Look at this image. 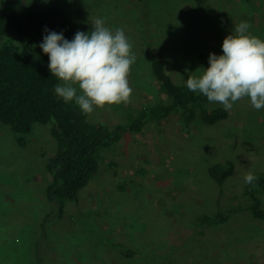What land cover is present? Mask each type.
<instances>
[{
	"label": "rangeland",
	"instance_id": "obj_1",
	"mask_svg": "<svg viewBox=\"0 0 264 264\" xmlns=\"http://www.w3.org/2000/svg\"><path fill=\"white\" fill-rule=\"evenodd\" d=\"M59 5L78 25L97 18L121 28L136 56L130 68L129 102L105 105L87 114L109 126L136 113L145 102L166 101L152 76L150 61L163 60L175 82L200 76L209 53L244 21L264 41V0H0V10ZM201 51L206 63L200 62ZM61 81H58L57 85ZM222 106L209 103V107ZM54 144L46 126L34 124L20 147L0 122V225L17 215L26 222L14 242L1 243L0 264H36L33 241L49 209L45 168ZM232 159L233 174L219 187L208 175L214 162ZM264 172V109L248 98L237 101L214 125L200 120L184 125L178 115L127 131L104 151L95 178L68 202L64 217L47 230L45 255L50 264H264V220L248 212L215 226H198L194 215L218 206L245 203V174ZM264 202V195H263ZM5 229V228H4ZM14 233V224L9 229ZM9 230L7 232H9ZM6 232H1L0 234ZM107 242L132 250L121 254Z\"/></svg>",
	"mask_w": 264,
	"mask_h": 264
},
{
	"label": "trees",
	"instance_id": "obj_2",
	"mask_svg": "<svg viewBox=\"0 0 264 264\" xmlns=\"http://www.w3.org/2000/svg\"><path fill=\"white\" fill-rule=\"evenodd\" d=\"M45 29L62 32L70 41L77 31L90 32L92 25L73 23L68 11L59 5H34L19 13L0 10V122L9 127L20 147L27 145L34 124L46 126L47 136L54 144L45 165L49 180L44 195L49 209L38 223L32 247L36 264H50L44 252L48 227L64 217L68 202L78 201L81 190L98 173L104 151L114 146L124 133L142 131L146 125L170 115H178L184 125L196 119L204 125H214L228 115L223 106L209 107L207 98L189 91L185 82H175L163 60L153 57L151 73L167 100L145 102L138 112L130 113L113 126L92 120L74 102L65 103L56 95L54 89L59 80L49 72L48 55L39 47L47 34ZM197 56L201 63L207 62L201 51ZM234 169V161L228 158L209 165L207 173L222 187ZM254 174L258 177L255 186L243 185L241 196L245 203L218 206L213 213L196 214L193 218L197 225L215 226L243 212L264 220V172ZM25 222L17 215L13 221L1 224V232H6L0 234L1 243L14 242ZM107 243L123 255L133 253L120 243Z\"/></svg>",
	"mask_w": 264,
	"mask_h": 264
},
{
	"label": "clouds",
	"instance_id": "obj_3",
	"mask_svg": "<svg viewBox=\"0 0 264 264\" xmlns=\"http://www.w3.org/2000/svg\"><path fill=\"white\" fill-rule=\"evenodd\" d=\"M251 25L240 22L226 35L222 54L209 53L208 67L200 76H188L187 89L220 103L226 111L248 98L255 110L264 109V41L249 32ZM39 47L48 55V70L60 84L55 93L65 103L74 102L85 115L105 105L129 102L130 68L136 61L132 43L121 28L105 25L103 18L92 22L90 32L77 31L72 40L62 32L48 31ZM258 177L244 176L255 186Z\"/></svg>",
	"mask_w": 264,
	"mask_h": 264
}]
</instances>
